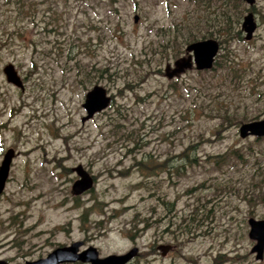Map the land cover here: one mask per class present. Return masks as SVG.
I'll use <instances>...</instances> for the list:
<instances>
[{"label":"rangeland","instance_id":"obj_1","mask_svg":"<svg viewBox=\"0 0 264 264\" xmlns=\"http://www.w3.org/2000/svg\"><path fill=\"white\" fill-rule=\"evenodd\" d=\"M201 3L0 0V159L15 152L0 259L24 264L82 241L100 256L137 247L128 264H264L248 237V219H264V137L238 132L264 118V0L250 40L246 3ZM203 35L221 44L213 67L167 78ZM8 63L23 90L6 80ZM94 85L113 102L82 122ZM183 153L191 163L175 174ZM143 156L166 167H133ZM78 165L94 186L73 195Z\"/></svg>","mask_w":264,"mask_h":264},{"label":"water","instance_id":"obj_2","mask_svg":"<svg viewBox=\"0 0 264 264\" xmlns=\"http://www.w3.org/2000/svg\"><path fill=\"white\" fill-rule=\"evenodd\" d=\"M253 6L256 0H241ZM138 20V16H134V22ZM257 23L255 21L254 13L248 11L244 14L241 22V29L245 33V40H250L256 30ZM219 50V43L216 39L207 38L191 42L185 47V55L173 61V64H166L165 76L169 79L179 76L185 70L193 67L198 70H207L213 67L215 56ZM3 73L6 80L21 90L24 85L13 64L8 63L3 67ZM111 102V96L107 94L104 87L94 85L89 89L84 97L82 107L85 115L81 121L88 120L94 114L105 110ZM239 136L246 138L253 136L256 138L264 137V118L258 120H251L243 122L238 128ZM15 152L12 148L7 149L3 154V159L0 163V193L3 192L6 180L8 178L10 164ZM78 179H76L72 186L71 192L73 195H80L93 187L94 178L90 175L82 165L74 168ZM249 231L248 237L255 241L251 247L250 252L254 254L257 261L263 259L264 256V219H255L250 217L248 219ZM82 246V241H74L69 245L58 246L50 251L45 257L37 258L35 260L25 261L24 264H62L81 262L86 264H128L138 253V248L133 247L125 253L108 254L106 256H99L98 250L94 246H88L83 250H79ZM161 249L162 255H165L169 246H158ZM0 264H7L3 259H0Z\"/></svg>","mask_w":264,"mask_h":264},{"label":"trees","instance_id":"obj_3","mask_svg":"<svg viewBox=\"0 0 264 264\" xmlns=\"http://www.w3.org/2000/svg\"><path fill=\"white\" fill-rule=\"evenodd\" d=\"M202 1V3H201V6L202 7H209V5H210V2H211V0H201ZM223 1H225V4L226 3H228V2H233V5L235 6V8H238V5H240V0H223ZM224 8V7H223ZM249 9H251V10H254V6L253 7H251V8H249ZM223 19L224 20H226L224 17H223ZM239 32V31H238ZM211 36V35H210ZM209 37V35H207V36H202L201 38L203 39H205V38H208ZM200 38V39H201ZM198 40V39H197ZM196 41V40H195ZM192 42V41H191ZM218 55V54H217ZM216 62V57H215V60H214V63ZM111 102H113V100H112V98H111ZM184 154V155H183ZM182 155H181V157L182 156H184V157H186L185 159H184V162L183 163H180V164H178V166H176L175 168H174V173L176 174V173H178V171H180L182 168H184V166L185 165H189L190 163H191V159L188 157V155H187V153L185 154V153H183ZM147 159V160H146ZM151 163H152V165H153V167L151 166ZM149 162V159H148V156H143V159L141 158V161L140 162H135L134 163V165H133V167L134 166H136L139 170L140 169H144V168H146L147 170L149 169V172H151L152 171V169L155 167H159V168H161L162 167V164L161 163H155L154 161H152V162ZM167 164V163H166ZM165 164V165H166ZM164 164H163V166H164V168L166 167ZM168 169V168H167ZM151 174V173H150ZM90 191V190H89Z\"/></svg>","mask_w":264,"mask_h":264},{"label":"flooded vegetation","instance_id":"obj_4","mask_svg":"<svg viewBox=\"0 0 264 264\" xmlns=\"http://www.w3.org/2000/svg\"><path fill=\"white\" fill-rule=\"evenodd\" d=\"M254 13V12H253ZM257 23V22H256ZM241 27V26H240ZM257 28V27H256ZM241 32H242V30H241ZM240 32V33H241ZM218 43H219V46H221V44H220V42L218 41ZM2 159H3V156L1 157V159H0V163H1V161H2ZM143 159V158H142ZM148 159H149V162L151 163L152 162V157L151 156H148ZM147 160V159H146ZM12 163V162H11ZM167 162L166 161H162L161 162V164H162V167L161 168H164V166H163V164L165 165ZM10 166H11V164H10ZM83 243V242H82Z\"/></svg>","mask_w":264,"mask_h":264},{"label":"bare ground","instance_id":"obj_5","mask_svg":"<svg viewBox=\"0 0 264 264\" xmlns=\"http://www.w3.org/2000/svg\"><path fill=\"white\" fill-rule=\"evenodd\" d=\"M245 35V34H244Z\"/></svg>","mask_w":264,"mask_h":264}]
</instances>
